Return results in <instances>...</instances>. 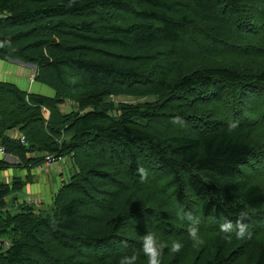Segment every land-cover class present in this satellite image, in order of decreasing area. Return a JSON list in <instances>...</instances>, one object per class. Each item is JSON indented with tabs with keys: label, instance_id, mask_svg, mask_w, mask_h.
Returning <instances> with one entry per match:
<instances>
[{
	"label": "trees",
	"instance_id": "16d2710c",
	"mask_svg": "<svg viewBox=\"0 0 264 264\" xmlns=\"http://www.w3.org/2000/svg\"><path fill=\"white\" fill-rule=\"evenodd\" d=\"M194 55L238 62L193 66L160 89L168 62ZM0 60L35 66L56 94L0 82V145L20 165L50 154L70 170L49 210H8L25 182L0 183L10 242L0 264H119L131 253L146 264L147 229L161 264H264V0H0ZM119 95L158 99L109 100ZM242 211L246 235L228 242L219 225ZM192 225L209 236L200 247Z\"/></svg>",
	"mask_w": 264,
	"mask_h": 264
},
{
	"label": "crops",
	"instance_id": "0c3cea01",
	"mask_svg": "<svg viewBox=\"0 0 264 264\" xmlns=\"http://www.w3.org/2000/svg\"><path fill=\"white\" fill-rule=\"evenodd\" d=\"M35 74L36 70L33 68L23 67L19 61L0 60V82L12 83L19 87L22 91L28 93L54 98L56 95L55 91L44 84L36 82ZM68 104L70 103H66L61 107L67 106ZM45 112H47V110H44V114ZM47 113L49 115V112ZM48 115L45 114V117L48 118ZM30 157H37V155L33 154L30 155ZM19 165V162H7L4 155L0 153V183L12 185L15 180L25 182L23 189L24 192L22 194L25 193V195H32L34 197L32 199L37 200V205L40 204V207L36 206V211H41L43 210L42 208H46L47 210L50 197L54 193V190H59L64 181H66L64 180L65 177L61 173L63 171V167H61L62 165H47L44 164V162L35 166ZM55 184L57 188H55ZM22 194H20V192L18 193V195ZM18 195L14 194V198L20 199L21 196L19 197ZM26 199L28 198H25L24 200ZM25 203L18 201V204ZM42 204L44 205L41 207Z\"/></svg>",
	"mask_w": 264,
	"mask_h": 264
},
{
	"label": "rangeland",
	"instance_id": "374dc122",
	"mask_svg": "<svg viewBox=\"0 0 264 264\" xmlns=\"http://www.w3.org/2000/svg\"><path fill=\"white\" fill-rule=\"evenodd\" d=\"M247 61L252 62L253 64H257V61H251V60H247ZM234 62H238V60L237 59H233L231 57H226V56H224L223 58H216V59L203 58V57H200L198 55H194V56L186 57V58H174V60H170L168 62V64H167L168 68H167L166 73H164L159 78L160 81H161L160 89H163L166 85H171L175 81L176 75H177V73L179 71H187L190 68H192L193 66L200 67L201 65L210 66V65H215V64L219 65L220 63H234ZM19 63L21 65H23V67L33 68L34 69V66L24 64L21 61H19ZM157 99H158L157 97L137 99V98H134L132 96L119 95V96H116V97H112L109 100L113 101V102H116V103H121V104H132V103H144L146 101L155 102ZM60 109H62V111H63L62 113H66V111L67 112H72L73 111V106L71 104H68L67 106L60 107ZM63 109H65V110H63ZM47 112H49V111H47ZM47 112H45V114L48 115ZM45 114H44V116H45ZM49 115H50V112H49ZM49 115L47 116L48 118H49ZM17 132H18V130L16 129V130L10 131L8 134L11 133L12 136L15 137L16 135H19ZM45 158L46 157H43L42 160L45 161ZM55 159L59 160L58 162L55 163V165H62L61 167H63V171L61 173L65 177L64 180H68L69 179V175H70V170H69V167H68L67 159L63 158V157H60V158H56L55 157ZM14 160L19 162V160L15 159V158H14ZM23 164H25V163L22 162V164L19 165V166H23ZM260 176H261L260 173H257V172L250 173V177L254 181L258 180V178ZM55 188H57L56 184H55ZM57 191H59V190L58 189L54 190V193L50 197L49 205L47 207L48 210L50 209V207H51V205L53 203V200H54V197H55V194L57 193ZM23 192L24 191H21L20 194H22ZM18 196L19 197L21 196L20 199L22 198L21 200L19 198L17 199V201H19L21 203L26 201V200H24L25 198H34L32 195H29V194L25 195V193L22 194V195H18ZM10 197L11 198L8 199V210L13 211L19 204L17 203V201H15L13 199L14 198V193L11 194ZM39 205L40 204L33 205V206L36 207V206H39ZM43 205L44 204H42L41 207ZM42 209L44 210L46 208H42ZM202 236H203V239H204V241L206 243L209 240V236L207 234H204V233H202ZM169 240L173 241V239H171V238H169ZM236 242H238V241H236Z\"/></svg>",
	"mask_w": 264,
	"mask_h": 264
},
{
	"label": "clouds",
	"instance_id": "9594fccd",
	"mask_svg": "<svg viewBox=\"0 0 264 264\" xmlns=\"http://www.w3.org/2000/svg\"><path fill=\"white\" fill-rule=\"evenodd\" d=\"M173 123L183 125L184 122L180 119H175ZM237 127L238 123L230 122L228 125V132H234ZM141 171L144 172L143 169H141ZM178 218L189 222L193 220V217L189 213H184L183 215L178 213ZM245 219L246 213L242 211L239 214V218L235 225L229 220L222 222L219 225V231L224 234L223 238L226 241L231 242L233 239V236L231 235L232 233H234L235 239L237 240L244 238L247 228V225L244 223ZM188 235L193 243V247H200L205 243L200 229L195 225L189 227ZM163 247L164 245L158 233L155 230L147 229L146 234L142 236V252L146 258V264H161L160 257L162 255ZM183 247L184 245L179 240H173L169 252L171 254L179 253ZM139 259V255L136 253L126 254L120 258L119 264H138Z\"/></svg>",
	"mask_w": 264,
	"mask_h": 264
},
{
	"label": "built area",
	"instance_id": "2783aa9c",
	"mask_svg": "<svg viewBox=\"0 0 264 264\" xmlns=\"http://www.w3.org/2000/svg\"><path fill=\"white\" fill-rule=\"evenodd\" d=\"M23 143L25 145H27L25 139L23 138L22 139ZM0 153H2L5 157V160L7 162H13L15 161L13 158H11L6 152H5V148L4 146L0 145ZM59 160L55 159V157L53 155H50V154H47L46 155V158H45V164L47 165H54L56 162H58ZM26 203H29V204H33V205H37V200H34L32 198H28L26 199V201H24ZM10 247V242L7 241V240H2L0 239V251H4L6 249H8Z\"/></svg>",
	"mask_w": 264,
	"mask_h": 264
},
{
	"label": "water",
	"instance_id": "95a60500",
	"mask_svg": "<svg viewBox=\"0 0 264 264\" xmlns=\"http://www.w3.org/2000/svg\"><path fill=\"white\" fill-rule=\"evenodd\" d=\"M34 69L36 70V67L34 66Z\"/></svg>",
	"mask_w": 264,
	"mask_h": 264
}]
</instances>
